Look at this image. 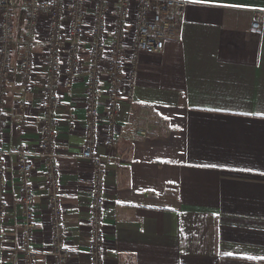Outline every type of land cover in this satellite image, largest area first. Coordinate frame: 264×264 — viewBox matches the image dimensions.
<instances>
[{
	"label": "crops",
	"instance_id": "1",
	"mask_svg": "<svg viewBox=\"0 0 264 264\" xmlns=\"http://www.w3.org/2000/svg\"><path fill=\"white\" fill-rule=\"evenodd\" d=\"M184 1L176 36L161 51L138 55L134 103L124 98L119 102L112 151L105 146L108 73L105 63L101 65L102 124L96 153L119 161L105 168V264H264V19L260 33L251 30L255 12H264V0ZM93 4L90 0L83 27L80 71L71 88L63 86V75L56 89V167L69 264H89L90 255L94 169L81 153ZM46 28L41 19L39 38L46 36ZM133 34L131 14L123 51L124 86ZM67 42L66 37L62 72ZM34 68L29 92L23 91L17 69L5 83L3 264H25L17 250L23 203L15 154L21 143L34 167L36 264H52L48 175L38 147L46 75L43 48L34 52ZM141 105L154 107L166 119L145 137L135 134ZM213 164L217 167H205Z\"/></svg>",
	"mask_w": 264,
	"mask_h": 264
},
{
	"label": "built area",
	"instance_id": "2",
	"mask_svg": "<svg viewBox=\"0 0 264 264\" xmlns=\"http://www.w3.org/2000/svg\"><path fill=\"white\" fill-rule=\"evenodd\" d=\"M90 0H0V193L7 185V153L2 137L7 124L3 113L6 95L5 83L17 69L21 74L24 92L31 89L34 77V52L43 48L46 70L41 103V126L38 141L39 155L47 171L48 220L52 232V264H69L70 253L64 244L62 224L63 205L60 200V176L56 167V115L59 104L57 86L64 75L63 86L71 88L81 68L83 27L86 23ZM94 9L89 28L87 54L89 58L85 83V132L81 157L93 165L92 203L89 230L91 235L89 264H105L104 227L102 208L105 191V168L118 164L113 156L101 157L96 153L99 129L102 124L100 107L101 65L105 63L108 88L105 102L107 133L105 146H116V118L122 98L134 103L135 62L141 52L154 53L164 48L165 42L176 36L181 28L186 8L184 0H92ZM112 15L111 43L107 42L108 17ZM133 15V42L129 51L130 69L124 86V42ZM41 19L47 23L46 36L38 37ZM264 12L257 10L251 23L254 33L261 32ZM68 39L66 68L62 72V50ZM17 53V60L13 55ZM20 104L19 108H24ZM166 119L154 107L141 105L137 112L135 134L148 136L155 127L164 125ZM23 203L20 240L17 250L25 264H36V252L32 246L35 228L31 183L33 163L24 144H19L15 154ZM7 211L6 202L0 197V226ZM3 247L0 243V264H3Z\"/></svg>",
	"mask_w": 264,
	"mask_h": 264
},
{
	"label": "snow or ice",
	"instance_id": "3",
	"mask_svg": "<svg viewBox=\"0 0 264 264\" xmlns=\"http://www.w3.org/2000/svg\"><path fill=\"white\" fill-rule=\"evenodd\" d=\"M193 4H204V3H210L211 0H190ZM205 167H217V165H205Z\"/></svg>",
	"mask_w": 264,
	"mask_h": 264
}]
</instances>
